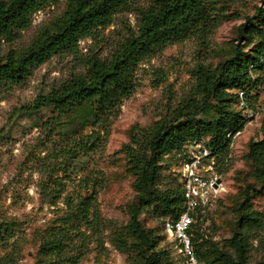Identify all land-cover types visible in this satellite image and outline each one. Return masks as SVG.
I'll list each match as a JSON object with an SVG mask.
<instances>
[{
	"label": "trees",
	"instance_id": "obj_1",
	"mask_svg": "<svg viewBox=\"0 0 264 264\" xmlns=\"http://www.w3.org/2000/svg\"><path fill=\"white\" fill-rule=\"evenodd\" d=\"M56 2L0 0V41L14 42L36 12ZM136 3L68 0L52 29L39 33L23 52L10 51L0 57V87L21 85L51 58L75 53L79 42L110 25L115 15L132 10L137 14L136 29L128 30L108 55L90 50L81 62V71L25 108L31 114L49 107L54 115L43 126L45 146L53 143V147L35 160L41 176V201L57 211L33 235L38 245L34 264H81L94 252L105 255L106 244L126 255L128 264H161L154 236L140 217L148 213L162 221H174L184 210L183 179L179 172L173 179L164 175L168 170L163 165L165 157L178 155L180 161L186 146L201 140H206L211 157L227 156L230 138L246 121V98L264 78V0H260L254 14L239 25L226 58L214 67L197 68L193 94L149 129L130 132L129 143L121 150L134 178L135 196L127 208L128 220L120 226L104 220L97 195L106 176L97 169L78 175L80 160L105 150L112 119L122 100L133 93L140 64L192 36L206 38L219 22L215 0H149L140 7ZM86 128L89 131L84 133ZM246 159L250 170L243 177L245 185L236 209L237 230L228 240L235 253L208 241L199 242L201 236L193 224L192 245L202 264L250 262V241L264 228V213L253 208L255 197L264 200V124L262 137L249 142ZM20 226L15 218L0 215V248L13 241L14 252L18 250Z\"/></svg>",
	"mask_w": 264,
	"mask_h": 264
},
{
	"label": "rangeland",
	"instance_id": "obj_2",
	"mask_svg": "<svg viewBox=\"0 0 264 264\" xmlns=\"http://www.w3.org/2000/svg\"><path fill=\"white\" fill-rule=\"evenodd\" d=\"M67 1L57 0L36 12L30 26L21 31L14 42L0 41V57L10 51L16 54L23 52L39 33L52 29L64 14ZM148 1L137 0L136 7L145 6ZM215 4L218 26L206 38L200 40L192 36L158 51L139 65L135 73V89L122 100L116 117L112 119L105 150L80 160L78 175L93 169L105 174L106 184L98 192L97 202L103 219L114 225L127 222V208L135 196L132 187L134 178L127 171L121 151L129 143L130 132L133 129H149L193 94L197 68L200 65L214 67L226 58L236 42L239 25L254 14L260 0H215ZM136 24L134 10L119 13L110 25L93 31L91 37L79 42L75 53L51 58L34 70L21 85L0 87V215L15 218L21 225L18 250L14 252L13 241L0 248L1 264H34L38 245L33 235L43 229L57 211L41 201V176L35 160L37 156L42 158L53 147V143L45 146L43 126L54 115L49 107L31 114L26 113L25 108L60 81L81 71V62L90 50L100 56L108 55L128 30L136 29ZM246 102L249 108L245 124L230 138L227 156L211 157L203 167L204 177L216 179L215 182L219 180L217 185L220 188L209 198L207 206L195 214L193 227L201 236L199 242L214 243L231 254L235 251L228 240L237 230L236 209L245 185L243 177L250 170L246 159L248 144L262 137L264 78L258 89L247 96ZM88 131L89 128H86L84 133ZM163 165L168 168L164 175L173 179V174L180 169L179 156H166ZM253 208L264 213V200L255 197ZM140 218L145 229L154 236L155 251L161 254V264H183L167 231V224L172 220L162 221L148 213H143ZM107 234L106 230L103 235ZM250 242L253 249L249 264H264V228ZM106 249L105 255L94 252L81 264H128L126 255L109 244H106Z\"/></svg>",
	"mask_w": 264,
	"mask_h": 264
},
{
	"label": "built area",
	"instance_id": "obj_3",
	"mask_svg": "<svg viewBox=\"0 0 264 264\" xmlns=\"http://www.w3.org/2000/svg\"><path fill=\"white\" fill-rule=\"evenodd\" d=\"M242 100L243 94L239 93ZM243 104V102H242ZM211 152L203 141L189 143L184 157L180 160L179 173L183 179L184 210L174 221L167 224V231L176 244L183 264H202L193 245L191 227L197 209L207 206L209 198L219 191L216 179H207L202 174L203 167L209 163Z\"/></svg>",
	"mask_w": 264,
	"mask_h": 264
},
{
	"label": "water",
	"instance_id": "obj_4",
	"mask_svg": "<svg viewBox=\"0 0 264 264\" xmlns=\"http://www.w3.org/2000/svg\"><path fill=\"white\" fill-rule=\"evenodd\" d=\"M218 183H220V181H219V180L216 182V184L214 185V187H216Z\"/></svg>",
	"mask_w": 264,
	"mask_h": 264
}]
</instances>
